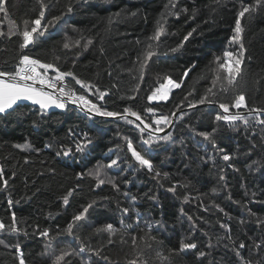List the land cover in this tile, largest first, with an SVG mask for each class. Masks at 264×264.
Instances as JSON below:
<instances>
[{"label": "trees", "instance_id": "obj_1", "mask_svg": "<svg viewBox=\"0 0 264 264\" xmlns=\"http://www.w3.org/2000/svg\"><path fill=\"white\" fill-rule=\"evenodd\" d=\"M3 6L0 70L13 71L26 54L52 64L51 79L56 69L73 73L64 80L76 96L102 111H135L152 127L142 133L134 116H101L70 102L41 111L22 101L0 114V264H19L20 253L25 264H56L58 256H64L60 264H264V112L248 110L264 109V0H43V6L40 0H4ZM245 7L251 10L240 17ZM40 11L41 29L21 50L25 21L32 27ZM53 17L59 19L49 23ZM238 19L245 52L237 87L221 92L218 84L213 102L199 104L212 86L216 58L230 66L224 53L234 59L240 51L231 40ZM13 23L16 34L9 35ZM161 25L164 34L152 40ZM149 45L156 54L145 62ZM169 77L181 87L166 101H150ZM237 94L245 95L248 108L239 112L249 123L217 121L218 113L237 112L231 107ZM220 103L230 112L223 113ZM149 107L155 112H146ZM163 116L169 123L157 132L155 121ZM85 133L92 142L77 153ZM150 135L146 151L143 140ZM24 144L29 147H16ZM67 149L70 155H57ZM225 154L231 158L224 160ZM111 160L117 164L108 167ZM97 168L99 179L89 174ZM85 208L84 219L73 222ZM185 243L197 247L182 249Z\"/></svg>", "mask_w": 264, "mask_h": 264}, {"label": "snow or ice", "instance_id": "obj_2", "mask_svg": "<svg viewBox=\"0 0 264 264\" xmlns=\"http://www.w3.org/2000/svg\"><path fill=\"white\" fill-rule=\"evenodd\" d=\"M260 0H257V3H259ZM41 5L43 6V0H40ZM4 0H0V11L7 12V9L3 6ZM172 7H175V3H172ZM251 9L249 7L243 8V10L239 13L240 17H243L246 12H249ZM68 12L72 11L71 5L68 6L67 8ZM182 11L187 12V9H183ZM177 17L179 16V13H175ZM45 13L44 11H40L39 17L35 20L32 21V27L29 28L28 22L25 21V26L23 30L20 32V35L23 38V42L20 44V49L23 50L27 48L30 44L33 43V36L35 33L40 31L41 29V21L44 20ZM59 17H53L52 21H49V23H54L56 20H58ZM43 31H47V28L45 27ZM235 34L232 36L231 40L233 42H238L239 43V53L236 58L233 59V53L226 51L224 53V56L229 58V60L232 61L231 65L229 66L228 61H223L221 62L220 58L217 57L215 60V63L218 65L217 69L215 70V75L212 79V86L207 89V92L205 95L200 97V99L197 101L199 104H205L209 103L211 104L213 102L212 97L216 95V92L214 89L217 88V85L219 84V90L221 92H226L229 89H234L237 87V77H240L242 74V63H243V56L245 52L244 44L242 43V33H243V28L241 26L240 20L238 19L235 24V29H234ZM16 34V25L13 23L10 28H9V35ZM40 34H43L41 32ZM164 34V28L163 26H158L154 35L151 37L152 40L154 41H159L160 37ZM5 35L4 32L0 31V36ZM192 33L189 32L187 36H185V41L188 39L189 36H191ZM88 44H91L92 41H88ZM76 45H79V41H76ZM87 46V45H85ZM64 48H69L70 45L68 43H65L63 45ZM183 47V43L177 46V48L171 49V51L175 52L178 50V48ZM156 53L152 50V46H148V51L145 53L144 56V61L146 62L149 60L153 55ZM144 63L142 62L140 67L143 69ZM52 64H47V63H41L39 59H33L28 55H23L20 60L19 64L15 67L13 71H5V70H0V114L8 112L9 109H14V105H17L18 101H31L35 105H39V108L41 111L46 110L48 108H51L55 106L56 108L59 109H64L66 104H65V97L67 98L68 101L72 103H81L84 108H87L89 112H95L98 115L101 116H106V117H114V116H122L124 119H127L128 115L134 116L136 120L141 121L143 124V127H140V125H137L138 128H140V131L143 133L146 129H149L152 127L151 124H145L139 115V113L135 111H131L130 109H124L123 113H117V112H111V111H102L97 105L92 104L89 100H87L84 96H76L74 93L71 91L66 92L63 87L59 88V93L60 95L54 96L49 92L44 91L43 88H37L35 85H46L49 88H55L56 85L53 84L51 78L47 77L46 71L41 72V69L48 70V69H53ZM194 67V66H193ZM221 70L224 71V75L221 76L220 72ZM191 71V69H188L184 73V77L188 76V72ZM57 75L55 77L56 81H63V79L66 76H73V73L71 72H61L59 69H56ZM27 73V74H26ZM76 83L80 84L84 88L91 89L93 85L85 83L84 81H81L79 79H76ZM181 82H176L172 80L170 77L167 78V83L166 85H162L160 88H157L152 95L148 97V99L151 100H157V101H163L167 100L169 93L171 89L173 88H180L181 87ZM97 91H99L97 89ZM191 95V93H189ZM104 93H100L99 98L103 99ZM194 106V105H189ZM248 108V105L246 103V98L245 95L243 94H237L236 98L234 100V103L231 105L232 108L237 109V112L235 114H227L230 112V105L227 103H220L219 108L223 110V113H226L227 115H221L217 114L215 119L217 121H227L229 124L235 122V121H242L245 125L249 123V120L247 117L243 116L240 114L239 109L241 107ZM250 112L253 113H262L264 112V109H248ZM148 113H154L155 109L152 107H149L145 110ZM175 115V113H173ZM182 118V117H181ZM169 123V117L168 116H163L160 119H157L155 121V124L157 127L155 128V131H161L162 129L159 127L161 124L167 125ZM260 124H264V119L259 120ZM200 136H203L206 140L210 139V133L207 132H201L199 133ZM169 137H163L162 139H168ZM92 141L89 138V136L85 133L82 134L81 138L75 145V152L77 153H83L87 147L88 144H90ZM152 138L151 135L149 136V139L143 140V145L145 146L146 151L151 149L152 145ZM16 147H23L27 148L29 145L24 144V145H16ZM46 147H51V145H46ZM129 149H131L133 156L136 158V160L140 163L141 166H147L149 170L152 169V164L148 159H145L144 156H142L139 152H137L129 143L128 145ZM213 147H215V144L213 143ZM72 149H67L64 150L63 152H58L57 155H63V156H68L72 153ZM221 151H223L221 149ZM231 157L227 154L223 156L224 160H229ZM117 160H111L110 164L108 167H111L112 165H116ZM3 174V168L0 167V175ZM90 175H95L97 179H99L100 176V170L97 168L95 173L90 172ZM159 175V173H157ZM223 179V177H221ZM100 184L104 183V180L100 179L99 180ZM3 185L7 187L8 181L3 180ZM174 190V189H170ZM68 195H71V192H69ZM255 195V194H253ZM11 203V201H9ZM68 200L67 197L64 199V203L67 204ZM91 207V205H89ZM88 211L87 208L83 210L79 215H76L73 218V222L75 221H80L84 219V214ZM125 212L128 210L125 209ZM13 221H15V216L13 214ZM243 222V221H241ZM260 223H264V221H260ZM5 225L3 223H0V229H3ZM148 227H151L149 225ZM73 229V224L70 223L67 226V231L69 234H71ZM106 230L110 233H113L115 230L113 229V226L111 224L107 225ZM157 230H159V226H157ZM43 236H47L48 232L44 231L41 233ZM154 239V238H153ZM111 242V241H110ZM135 243V240L133 241ZM0 243H3V241H0ZM197 245L195 243H185L182 245V249H195ZM245 245L241 243L239 245L240 249H243ZM257 249L261 247L260 243H257L255 245ZM80 252H83L84 249L81 248L79 250ZM70 254V253H66ZM239 254V253H237ZM205 253L201 252L200 256H204ZM64 259V256H58L56 257V264H60V261ZM19 264H25V261L23 259V254L20 253V261ZM250 264V262H249Z\"/></svg>", "mask_w": 264, "mask_h": 264}, {"label": "built area", "instance_id": "obj_3", "mask_svg": "<svg viewBox=\"0 0 264 264\" xmlns=\"http://www.w3.org/2000/svg\"><path fill=\"white\" fill-rule=\"evenodd\" d=\"M51 80H52L53 84L56 85V87L50 88V90H52L55 94H57V96L60 95V93H59L60 87H63L66 92L71 91L72 93H74L76 95L75 88L72 85H70L66 80L63 79V81H56L55 78H52ZM64 99H67V98L65 97ZM68 102H70V101H68ZM70 103H72V102H70ZM72 104H74V103H72Z\"/></svg>", "mask_w": 264, "mask_h": 264}, {"label": "rangeland", "instance_id": "obj_4", "mask_svg": "<svg viewBox=\"0 0 264 264\" xmlns=\"http://www.w3.org/2000/svg\"><path fill=\"white\" fill-rule=\"evenodd\" d=\"M44 70V69H43ZM47 72H46V75H47V77H49V78H51L50 77V75H49V73H48V70H46ZM167 83V82H166ZM166 83L164 84V85H166ZM46 86V85H45ZM174 89H176V88H173V89H171V91H170V93H169V96H170V94H171V92L174 90ZM52 95H54L52 92H50ZM152 95V94H151ZM55 96V95H54ZM169 96H168V98H169ZM58 97V96H57ZM152 102H155V101H157V100H151ZM163 101H166V100H163ZM28 102V101H27ZM65 104H66V106H65V108L67 107V105H68V100L67 99H65ZM243 107V106H242ZM241 107V108H242ZM64 108V109H65ZM53 109H59V108H56L55 106H53V107H51V108H48L47 110H53Z\"/></svg>", "mask_w": 264, "mask_h": 264}, {"label": "crops", "instance_id": "obj_5", "mask_svg": "<svg viewBox=\"0 0 264 264\" xmlns=\"http://www.w3.org/2000/svg\"><path fill=\"white\" fill-rule=\"evenodd\" d=\"M37 88H43L44 89V91H46V92H52L55 96H57V94H55L52 90H50V89H48V87L47 86H45V85H39V84H36L35 85ZM19 102H22V101H18L17 103H19ZM28 102H31V101H28ZM32 103V102H31Z\"/></svg>", "mask_w": 264, "mask_h": 264}, {"label": "water", "instance_id": "obj_6", "mask_svg": "<svg viewBox=\"0 0 264 264\" xmlns=\"http://www.w3.org/2000/svg\"><path fill=\"white\" fill-rule=\"evenodd\" d=\"M48 89H50V88L48 87ZM171 127H172V126H170V127H169V129H167V131H168V130H170V129H171ZM164 133H165V132H164Z\"/></svg>", "mask_w": 264, "mask_h": 264}]
</instances>
